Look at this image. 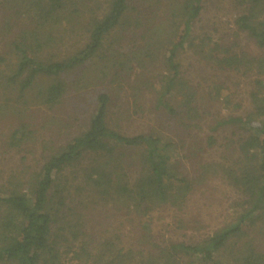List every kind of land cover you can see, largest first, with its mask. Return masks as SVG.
Segmentation results:
<instances>
[{
  "label": "trees",
  "instance_id": "trees-1",
  "mask_svg": "<svg viewBox=\"0 0 264 264\" xmlns=\"http://www.w3.org/2000/svg\"><path fill=\"white\" fill-rule=\"evenodd\" d=\"M206 1L0 0L7 110L52 109L71 85L96 87L86 108L56 122L53 139L22 110L13 122L0 117V140L23 165L36 150L42 157L0 181V264H264V0H230L233 34L219 38L196 26ZM205 68L244 75L245 110ZM115 84L130 89L134 114L149 101L152 125L123 131ZM230 104L242 111L219 114ZM221 144L220 161L202 158ZM210 168L232 190L231 216L201 235L186 211ZM166 209L167 233L155 220Z\"/></svg>",
  "mask_w": 264,
  "mask_h": 264
},
{
  "label": "rangeland",
  "instance_id": "rangeland-1",
  "mask_svg": "<svg viewBox=\"0 0 264 264\" xmlns=\"http://www.w3.org/2000/svg\"><path fill=\"white\" fill-rule=\"evenodd\" d=\"M233 13L234 12L231 7L230 0H207L205 3V7L201 13V16L196 22V26L202 27L214 38H219L221 36L220 34L223 32L226 34H233ZM240 45L248 47L247 43L244 42V37H242ZM182 62L188 65L189 59L185 57L182 59ZM187 65H184L183 69L184 71H186V73H191V67L189 68ZM204 72V75L214 76L215 78H219L221 81H223L224 84L229 87L230 91L234 93L233 102L235 103L236 101L241 103L243 110L246 109L247 101L244 95V91L247 87V80L244 78V75L240 76L232 71L220 72L209 70L207 68L204 69ZM64 79L68 82L69 85H71V78L69 77V75H66ZM111 87L114 88V93H119L118 95H112V110L116 111L117 114L121 113V111L123 112V131L133 132L138 129L146 128L147 125H152L151 113L149 111V101L148 103H145V111L142 115L134 114L133 101L128 93L130 89H128L127 91L121 90L119 88H116V84L112 85ZM95 88L96 87L94 86H89L85 88L86 91L79 93L81 91L75 90L73 85H71L67 90V94L63 96L60 104L56 105L52 109H44L41 107L37 109L34 105H28V108H24L23 105L18 104L19 111H24L26 116L29 118V121L37 120L40 122V125L42 123H45L50 118V116L53 117L55 119L54 125L44 126L42 128H40L39 125L38 127L40 138L43 137L46 139H53L55 138V136L52 135V129L59 131V126H56V122L58 120L68 117L69 115L67 114L69 112H72L73 109L75 110V105L79 104L81 101H83L82 105H84L86 108L88 104L92 102V99L90 98V91ZM3 90L4 89L0 87V117L6 120L7 122H13L14 120L20 118L17 115L19 111L12 112L10 110H7V106L9 105V103H11L14 95L9 98L8 96L10 95H6ZM84 94L86 97H84ZM76 97H78V99L75 100ZM147 100H150L149 96L146 97L145 101ZM70 103L71 107L69 106ZM118 106H122L124 110L120 109ZM231 108H233L234 112L242 111V109L232 107V104H230L225 109H222L219 114L221 113V115H225L229 112ZM70 115H74V113H71ZM26 116H24L22 119H25ZM7 127L8 124H4L0 128L7 129ZM74 127L61 129L60 131L61 133H64V131L68 129L73 130ZM199 135L202 136L201 131L199 132ZM221 135H228V130L221 131ZM223 143L224 141L222 142V144ZM222 144L220 146H215L216 148H210L205 150L204 154L202 155V158L208 159L209 157H211L208 155H212V158L216 157L217 160L220 161V154L224 151L229 152V148L227 146V148H224ZM183 154V151L180 149V159L183 161L188 171L190 172V166L186 162V159H184ZM20 155L21 152H17L15 149L10 150L9 148H6V146L3 145L2 140H0V181H5V178L9 174V172L18 171L22 166H26L24 169H26L27 171L31 170L32 168L37 166V164L41 161L42 158L41 153L36 150L35 153L26 155V157L28 158L26 161L27 164L23 165V163L19 159ZM208 181L209 182L206 183V187L205 184H203V187L205 188H203L202 190L193 191V193L190 195L186 211L188 212V216L190 215L191 217L196 218L200 223V227L195 230V233L201 235H205L206 233L212 231V228H214L215 226H218L223 222L229 221L231 216L229 215L228 211V205H230V203L228 202L230 201L231 196H233L232 190L228 185H225L223 183L222 179H219L217 175L213 174L212 168L209 169ZM161 212L159 213L160 216H155V220L156 223L160 226V228L167 233L169 227L172 226L174 221L173 209H166L163 211L162 214ZM116 219L117 221L123 220V226H121L120 229L123 230V232L126 233L127 236L131 235V233L133 232V227L130 220H128L123 215H117Z\"/></svg>",
  "mask_w": 264,
  "mask_h": 264
}]
</instances>
